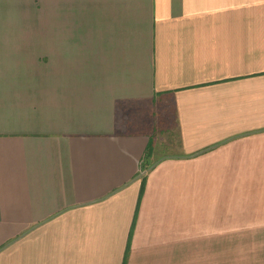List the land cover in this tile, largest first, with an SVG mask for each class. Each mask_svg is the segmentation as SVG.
I'll list each match as a JSON object with an SVG mask.
<instances>
[{
    "label": "crops",
    "instance_id": "1",
    "mask_svg": "<svg viewBox=\"0 0 264 264\" xmlns=\"http://www.w3.org/2000/svg\"><path fill=\"white\" fill-rule=\"evenodd\" d=\"M256 238L264 0H0V264H218Z\"/></svg>",
    "mask_w": 264,
    "mask_h": 264
},
{
    "label": "rangeland",
    "instance_id": "2",
    "mask_svg": "<svg viewBox=\"0 0 264 264\" xmlns=\"http://www.w3.org/2000/svg\"><path fill=\"white\" fill-rule=\"evenodd\" d=\"M248 244L236 248L232 255L219 254L218 264H264V239H250Z\"/></svg>",
    "mask_w": 264,
    "mask_h": 264
},
{
    "label": "trees",
    "instance_id": "3",
    "mask_svg": "<svg viewBox=\"0 0 264 264\" xmlns=\"http://www.w3.org/2000/svg\"><path fill=\"white\" fill-rule=\"evenodd\" d=\"M152 156V150L149 149L147 151V155L145 156L144 162H143V168H145V170H150L153 166L150 165V157Z\"/></svg>",
    "mask_w": 264,
    "mask_h": 264
}]
</instances>
